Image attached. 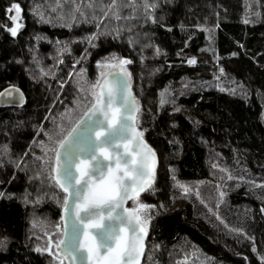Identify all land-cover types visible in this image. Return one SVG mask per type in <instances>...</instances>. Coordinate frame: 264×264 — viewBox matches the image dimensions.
Wrapping results in <instances>:
<instances>
[{"label":"trees","instance_id":"obj_1","mask_svg":"<svg viewBox=\"0 0 264 264\" xmlns=\"http://www.w3.org/2000/svg\"><path fill=\"white\" fill-rule=\"evenodd\" d=\"M12 2L0 0V90L16 84L26 100L20 107H0V192L6 194L0 197V264H50L49 254L36 251L42 238L32 220L59 219L62 206L53 197L61 190L48 184L35 141L40 126L49 125L45 117L54 114L53 101L70 102L75 92L69 72L80 65L90 72L110 52L131 60L132 90L143 109L139 125L158 157L155 191L145 198L156 207L142 264H197L194 255L204 264H264V188L253 190L236 179H264V0H157V23L143 22L144 0H127L135 15L123 7L120 20L104 21L93 12L102 15L108 9L100 5L111 0H92L95 8L83 0L87 19L77 14V20L67 0H60L64 16L52 7L56 0H16L23 18L16 36L7 30ZM37 4L51 22L32 11ZM249 11L255 23H245ZM93 32L98 34L89 43L85 37ZM193 56L197 62L187 63ZM241 83L247 95L222 90ZM173 176L199 187L200 196L182 192ZM210 208H218L223 220Z\"/></svg>","mask_w":264,"mask_h":264},{"label":"snow or ice","instance_id":"obj_2","mask_svg":"<svg viewBox=\"0 0 264 264\" xmlns=\"http://www.w3.org/2000/svg\"><path fill=\"white\" fill-rule=\"evenodd\" d=\"M67 2L74 4V7L69 9L72 20H77V14L87 19V13L83 11V0ZM133 4L127 3V0H111L108 5H100L102 9L108 10L103 11L102 15H97L94 11L93 17L97 21H104L108 17L120 20L123 7H132L135 15L136 8ZM88 6L96 7L92 0H88ZM158 6L157 0H144V23H147L149 18L153 23L158 22L155 15ZM52 7L61 16L65 15L64 5L60 0H56ZM11 9H15L16 14L10 17L13 26L7 30L12 36H16L23 27L20 23L22 7L13 0L6 11L10 12ZM32 11L41 21L48 19V22H51L50 16L42 10L41 5H35ZM251 15V11L246 13L245 23L256 22L248 18ZM255 15L258 17L260 14L256 12ZM68 27H72V24L69 23ZM96 28H101L99 22ZM207 30L210 32L209 39H212L211 29ZM97 34L90 33L85 39L92 43ZM129 42H132L131 37ZM155 47L156 53L159 54L162 49L159 45ZM143 59L141 56V60ZM196 62L194 56L187 60L189 64ZM129 63V57L109 53L96 61L98 72L94 80L88 79L85 68H81L79 74L69 72V77L79 75V81L76 82L79 88L78 97L74 98L72 107L65 108L60 113L59 123L53 119V130L44 132L49 142L40 141L45 155L39 159L43 161L42 167L47 174L48 184L61 190L60 194H54L53 198L61 204L63 212L59 222L54 223L51 229L37 224L35 218L32 220L33 226L40 228L44 233L42 239H45L43 246L36 245V251L50 254V264H142L146 253V237L152 220L150 209L156 205L142 202L140 196L145 191H155L158 157L156 150L145 139L146 129L139 126L143 109L132 92V73L127 67ZM219 71L224 72V68L221 67ZM41 72L43 73V69ZM229 83L235 84V81ZM238 89L239 94H248L242 83L222 90L236 94ZM81 95L83 99L79 98ZM164 95H161V104L165 103ZM17 101L24 103V93L18 85L9 84L0 91V104H12ZM55 103L54 100L53 104ZM261 114L264 115V112ZM45 118L47 119V116ZM40 130H43L42 125ZM5 150L7 151V146ZM23 159L21 157V160ZM214 167L219 168L220 165L216 164ZM223 171L227 173V179L233 178L228 168L225 167ZM36 175L42 180L45 178L43 172H37ZM173 179L174 186L179 187L182 192H195L196 196H200L199 187H190L175 176ZM236 179L249 183L253 190L264 188V179L246 181L243 175L237 176ZM5 195L0 192V197ZM225 195L223 191L219 192L221 198ZM24 199L27 200V195ZM40 199L42 197L38 196L37 200ZM261 199L264 201V197ZM129 201L132 206H128ZM219 203L217 200V204ZM209 210L223 220L218 208ZM261 211L264 212V203L261 205ZM224 223L231 231L254 239L248 236L243 227H233L228 225L227 221ZM6 239L5 237L4 240ZM2 243L4 241H0V244ZM155 247L159 246L154 245ZM252 247L255 251L256 245L253 244ZM149 258L151 259V254ZM259 258L264 262V255Z\"/></svg>","mask_w":264,"mask_h":264},{"label":"rangeland","instance_id":"obj_3","mask_svg":"<svg viewBox=\"0 0 264 264\" xmlns=\"http://www.w3.org/2000/svg\"><path fill=\"white\" fill-rule=\"evenodd\" d=\"M16 14V10L15 9H11V11L10 12H8V16H9V19H10V17L12 16V15H15ZM10 21H11V27L13 26V21L10 19ZM22 21H23V18L20 20V23H22ZM110 53H117V52H110ZM119 54V53H118ZM107 55V54H106ZM106 55H104V56H106ZM120 55V54H119ZM104 56H102V57H104ZM127 67H128V65H127ZM81 68H85V67H83V66H78L77 68L75 67L73 70H72V72L74 71V73H76V74H79V72H80V69ZM86 69V68H85ZM128 69H129V67H128ZM46 71H48L47 69H46ZM97 72H98V68H97V65H96V62H95V64L93 65V67H92V70L89 72L88 70H87V77H88V79H90V80H94L95 78H96V75H97ZM68 78H71V80H72V84H73V86L75 87V92L73 93V96H72V98H71V100H70V102H66L65 100H64V98H59L58 100H57V102H56V106H55V109H54V114L53 115H51V116H49L48 118H47V123L49 124L47 127H44L43 128V130H39V139L38 140H36L35 142V144H36V146L38 147V153L36 152L34 155H36L38 158H40L41 156H43V155H45V153L43 152V150H42V148L40 147V141H44L45 143H48L49 141H48V137L47 136H45L44 135V132L45 131H49V130H53V128H54V125H53V119H56V122L57 123H59V115H60V113L61 112H63L64 111V109L65 108H70V107H72L73 105H74V98H77L78 97V93H79V88L77 87V84H76V82L77 81H79V75H73L72 77H69L68 76ZM66 83H64V85H65ZM131 84H132V77H131ZM63 85V86H64ZM79 98H81V99H83V96L81 95ZM140 115H141V113H140ZM140 126V125H139ZM141 127V126H140ZM43 162V161H42ZM195 187H197V186H195ZM148 192H150V191H145V192H143V193H141V196H140V199H141V201L142 202H144V203H146L145 202V198H146V195H147V193ZM130 206H132V204H131V201H130ZM155 210V208H152V209H150V214H152V212ZM57 222H59V219L58 220H51V221H38L37 222V224H43L44 226H46L47 228H49V229H51V226L54 224V223H57ZM150 227H151V221H150V226H149V231H150ZM36 228V231L37 232H39L40 234H39V236L42 238L43 236H44V233L43 232H41V230H40V228L39 227H35ZM45 244V239H42L41 240V243H40V245L41 246H43ZM45 254H48V253H45ZM50 255V254H49ZM51 256V255H50ZM193 260L197 263V264H201V262L203 261L202 259H200L199 260V258H198V256H196V255H194L193 256ZM203 264H204V261H203Z\"/></svg>","mask_w":264,"mask_h":264},{"label":"water","instance_id":"obj_4","mask_svg":"<svg viewBox=\"0 0 264 264\" xmlns=\"http://www.w3.org/2000/svg\"><path fill=\"white\" fill-rule=\"evenodd\" d=\"M7 87V86H6ZM5 88V87H4ZM4 88H2L0 91H3V89ZM20 88V87H19ZM21 89V88H20ZM22 90V89H21ZM23 91V90H22ZM132 92H133V90H132ZM23 93H24V91H23ZM25 100H26V95H25V93H24V103H25ZM23 103V104H24ZM23 104H21V103H19L18 101L16 102V103H12V104H0V107H20V106H22ZM128 206H130V201L128 202ZM62 214H63V212H62ZM148 236H149V232H148V235H147V237H146V241H147V239H148ZM144 257H145V255H144ZM144 257L142 258V262H143V260H144Z\"/></svg>","mask_w":264,"mask_h":264}]
</instances>
